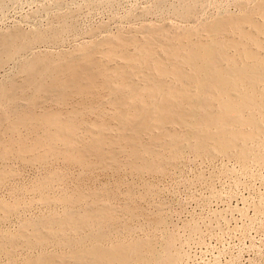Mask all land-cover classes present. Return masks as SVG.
I'll return each instance as SVG.
<instances>
[{"label": "bare ground", "instance_id": "6f19581e", "mask_svg": "<svg viewBox=\"0 0 264 264\" xmlns=\"http://www.w3.org/2000/svg\"><path fill=\"white\" fill-rule=\"evenodd\" d=\"M204 1L175 5V15L192 25L142 27L141 38L131 31L20 61L17 73L0 81V158L11 155L45 166L61 160L86 170L128 168L137 174L164 173L186 150L234 156L244 165L264 163V0L241 14L222 12L197 25ZM5 2L0 0L1 10ZM73 25L63 18L49 30L2 31L0 67L32 45L59 43ZM73 96L79 102L66 112L48 106L39 110L44 101L66 106ZM106 104L110 113L103 110ZM88 113L97 118L88 120ZM11 167L0 170L1 185L14 174ZM55 170L30 188L38 196L33 200L51 211L37 218L22 216L17 230H4L1 224L28 209L34 202L28 198L31 190L29 202L18 191L13 200L15 193L8 188L12 201L0 200V256L4 253L8 264H181L172 236L162 250L147 239L118 236L138 212L131 205L116 206L109 190L78 186L69 191L72 186L63 190L59 184L62 191L52 194L65 179Z\"/></svg>", "mask_w": 264, "mask_h": 264}, {"label": "rangeland", "instance_id": "374dc122", "mask_svg": "<svg viewBox=\"0 0 264 264\" xmlns=\"http://www.w3.org/2000/svg\"><path fill=\"white\" fill-rule=\"evenodd\" d=\"M4 1H6L4 7H2V10L0 8V33L2 31H12L17 28L25 31L49 30L52 27L59 26L63 18L66 19L67 22H70V24H74L73 26L75 27L70 31L68 30L69 32H65L59 39V43H51V46L49 45L50 42H47L48 44L37 43L36 47L32 45V50L29 49L27 53H23L21 57L19 55L15 59L6 61V63L0 67V81H6L9 79L8 77L13 74L15 75L20 61L22 62L25 58H28V56L31 57L35 53L43 54L45 51V53L48 51L50 52V50L52 51L50 53L53 54L61 52L66 53L71 50L73 51L74 48L78 47V45H82V43L85 44V42L89 43L105 37H113L118 34H130L131 31L133 35L137 33L136 36L141 38L142 33L139 32H141L142 27L147 26L156 27L168 25L169 27L171 26L170 28L175 29L177 28L176 26L179 27V25L188 26L194 24L181 20L174 13L175 8L190 0ZM205 1L201 4V12L199 11L197 15L198 18L196 17L197 25L212 20L214 19L213 17L216 18L222 14V12L241 14L245 10H251L257 7V4H260L263 0ZM257 18L260 19L258 16ZM70 19L73 20L71 21ZM17 76L19 79L22 77L21 75ZM72 98L68 105L62 107L56 106V103H51L50 101H46L45 103L44 101L39 107V110L46 109L48 106L49 108L47 109L59 107L66 112L70 110L76 102H79V97L73 96ZM23 103L24 101L22 104ZM103 110L105 113H110V105L106 104ZM90 115H92V117H89ZM86 118L88 120H94L97 118V115L88 113ZM7 157L8 159H12L13 156L9 155ZM8 159L6 160L5 158L4 161L0 158V170L2 171L5 168L15 165L11 167L14 174L9 177L11 180L6 179V182L4 181L6 185H1L0 183V189L1 187H5L3 191L2 189L0 191V200H4L5 198V200L8 201L9 199L7 198L10 197L11 200L9 201H12L11 196L13 192L15 193L18 191L21 196L22 192L26 195H23V198H21L19 194L15 193V195L13 194V200L15 197L19 198L20 196V199H23V201L26 199L24 202H29V199H31L30 201H34L33 199L38 198V196H36L37 194L30 188L36 185L35 183L39 178L40 180L43 179V176H46L48 172L56 169L55 171L61 176L64 174L63 177L65 176V179H63L62 183L55 184L54 187L56 186V188L53 187L54 189H51L52 191L50 190L54 195L62 191L59 189V184L60 186L64 184L62 186L63 190H68V188L72 186L69 191L78 186H82L83 188L86 186L84 188L86 191L109 190L108 192L114 193L113 202L116 206L121 207L127 204L137 209V216L128 218V226L121 228L123 233L122 235H118L120 237L123 236L126 240L147 239L152 241L155 245L158 243L156 247L162 250L166 238L172 236L175 239L176 250L180 251L183 256L181 264H264V163L260 165L259 163L249 162L248 165H244L235 159L234 156H208L186 150L179 160L174 165L170 166L164 173L137 174L130 171L128 168H113V170L112 168H95L86 170L78 165H67L61 160L56 161L59 163L52 162L46 165V167L45 165L20 161L16 157H13L12 162L11 160H9V162ZM19 161L21 163L23 162V165L21 163L19 164ZM7 163L14 164L8 165L7 167L2 166ZM14 168L19 169V171ZM81 170L84 173H82ZM33 182L35 185H33ZM67 183L69 184L67 185ZM13 185L15 190H13ZM7 188L10 190L12 189L11 191L13 192H10ZM22 188H26L27 191L30 189V194V190L28 193L25 189L21 192L20 189ZM53 190H55L56 193H53ZM128 190L132 191L133 197L126 196ZM3 193L7 194L4 196ZM124 199L126 200L125 203H123ZM34 202L32 203L33 205L29 203L30 206H26L28 209L23 207L24 210L26 209L25 212L23 209L20 210L21 216L20 214H16V216L12 215L10 216L12 219L9 217L10 219L7 218L3 221L4 225H2V222L1 227L9 231L13 228L12 230L15 231L17 230L15 228H19V223H21L20 219L28 218L29 216L37 218V216L40 217L39 215L42 216L45 210L46 212L44 214L51 211V209H49L51 207L48 208V206H45L41 201L40 203H38V200ZM56 206L55 208H58L57 210H60L59 212L63 211L64 208L61 204H56ZM32 207L33 209L31 210ZM52 208L53 211L56 210L54 206H52ZM28 211H31V214ZM17 215L19 216L17 217ZM157 216L163 219L159 223L154 221ZM8 219L9 222H7ZM5 222L7 224H5ZM113 236H116V233H113ZM52 248L50 246L47 249H58L54 246H52ZM35 252L37 253L36 250H34V254H36ZM30 253L33 254V250H31ZM16 254L20 257L23 252L21 251L20 253L19 250ZM1 256L2 258L0 259L2 260H0V264H4L6 261L5 264H8L9 261L7 257V259L5 258L6 255L3 253Z\"/></svg>", "mask_w": 264, "mask_h": 264}]
</instances>
